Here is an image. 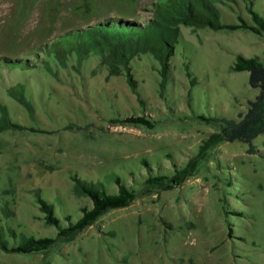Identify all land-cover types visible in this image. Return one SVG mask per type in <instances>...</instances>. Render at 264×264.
<instances>
[{
  "label": "rangeland",
  "instance_id": "rangeland-1",
  "mask_svg": "<svg viewBox=\"0 0 264 264\" xmlns=\"http://www.w3.org/2000/svg\"><path fill=\"white\" fill-rule=\"evenodd\" d=\"M155 1L0 0V104L19 125L0 132L3 235L9 243L56 235L36 201L39 188L63 224L66 214L80 218L92 201L75 194L73 175L116 192L117 173L140 190L71 241L34 253L0 248V264H264V136L254 140L255 152L240 140L209 143L217 126L195 118H238L247 109L258 90L233 65L239 54L264 62L262 36L181 25L166 82L150 54L132 62L134 85L125 72L110 75L95 55L45 66L44 46L56 37L103 18L146 22ZM219 5L224 23L240 15L252 21L242 0ZM253 7L264 17V0ZM19 59L28 68L12 63ZM22 83L32 108L9 91ZM138 115L155 127L118 120ZM185 166L193 173L182 184L141 190L149 169Z\"/></svg>",
  "mask_w": 264,
  "mask_h": 264
},
{
  "label": "trees",
  "instance_id": "trees-1",
  "mask_svg": "<svg viewBox=\"0 0 264 264\" xmlns=\"http://www.w3.org/2000/svg\"><path fill=\"white\" fill-rule=\"evenodd\" d=\"M242 1L252 21L245 19L242 15L235 23L221 21L219 4L233 8L236 0H156L153 15L146 22L115 16L103 18L85 29H72L56 37L44 46L48 60L45 66L52 70L49 61L65 67L72 59L81 63L95 55L99 57L100 63L107 67L110 75L125 72L129 82L134 85L132 62L137 55L150 54L159 61L162 79L166 82L172 74L171 58L181 34V25L213 30L243 29L264 38V17L254 9V0ZM12 63L28 68L27 60L19 59ZM233 69L248 71L250 86L258 90L255 97L248 100L247 109L240 112L238 118L205 114H195V118L217 126L218 130L208 139L209 143L240 140L249 145L250 152H255L254 140L260 135L264 136V62L258 56L246 57L239 54ZM188 74L191 75L190 72ZM9 91L19 102L32 108L31 101L26 96L25 84L11 86ZM118 120L143 124L148 128H154L156 125L155 121L144 115ZM18 126L12 121L6 107L0 104V132L16 130ZM143 163L148 164L145 159ZM192 173L189 166L175 168L172 173H164L160 170L154 173L152 169H149L141 190L145 188L146 192H151L157 188L170 189L182 184ZM73 180L75 194L88 197L92 201L91 206L81 207L80 218L73 220L71 215L66 214L67 223L63 224L55 212L54 203L43 197L40 188L36 189L34 195L39 208L45 214L46 223L57 227L56 235L37 237L23 234L14 243H9L0 229V248L11 253L46 251L59 241L73 240L108 211L130 205L140 193L138 188L125 182L117 173L113 176V181L118 186L116 192H110L102 180H87L78 175H73Z\"/></svg>",
  "mask_w": 264,
  "mask_h": 264
}]
</instances>
